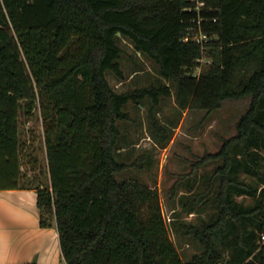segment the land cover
Returning a JSON list of instances; mask_svg holds the SVG:
<instances>
[{
  "label": "trees",
  "instance_id": "trees-1",
  "mask_svg": "<svg viewBox=\"0 0 264 264\" xmlns=\"http://www.w3.org/2000/svg\"><path fill=\"white\" fill-rule=\"evenodd\" d=\"M188 7L185 0H0V192L37 193L40 226L56 225L64 264H264V0H203L200 14ZM200 18L212 37L205 49L183 41ZM120 38L168 84L116 92L108 74L124 80ZM204 55L211 62L197 75ZM173 90L180 113L250 98L237 133L196 165L216 163L206 192L182 203L200 214L211 191L215 212L197 223L174 219L199 245L188 261L158 190L117 178L128 168L117 158L128 105L150 100L152 131L165 146L171 135L156 115ZM35 121L43 134L30 126ZM242 196L253 204L238 202Z\"/></svg>",
  "mask_w": 264,
  "mask_h": 264
},
{
  "label": "rangeland",
  "instance_id": "rangeland-1",
  "mask_svg": "<svg viewBox=\"0 0 264 264\" xmlns=\"http://www.w3.org/2000/svg\"><path fill=\"white\" fill-rule=\"evenodd\" d=\"M119 45L123 49L121 65L124 80L120 81L113 74H108L109 83L116 92L125 93L168 84L159 76L155 64L136 52L131 42L120 38ZM202 59L195 72L197 75L211 62L206 55ZM249 104L250 98L228 100L219 110L211 113L204 110L180 113L173 90L170 98L161 100L156 115L160 124L164 125L171 135L165 146H162L152 131L149 118L150 100H145L140 106L129 104L127 112L130 120L119 123L121 136L117 158L126 163L128 168L117 178L138 180L158 190L171 238L184 261L198 253L200 248L198 243L192 242L183 236L180 230H176L173 223H197L199 219L208 220L209 215L215 212L211 191L208 194L209 205L200 214H188L182 210L183 202H192L196 196L206 192L205 180L213 173L216 163L196 165L206 154L217 153L223 141L237 133V122ZM30 124L39 134H43L40 122ZM193 184V193H190L188 189ZM173 187L177 192L171 196ZM237 201L245 205L253 204L250 197H237Z\"/></svg>",
  "mask_w": 264,
  "mask_h": 264
},
{
  "label": "crops",
  "instance_id": "crops-1",
  "mask_svg": "<svg viewBox=\"0 0 264 264\" xmlns=\"http://www.w3.org/2000/svg\"><path fill=\"white\" fill-rule=\"evenodd\" d=\"M64 264L56 225L40 226L37 193L0 192V264Z\"/></svg>",
  "mask_w": 264,
  "mask_h": 264
},
{
  "label": "built area",
  "instance_id": "built-area-1",
  "mask_svg": "<svg viewBox=\"0 0 264 264\" xmlns=\"http://www.w3.org/2000/svg\"><path fill=\"white\" fill-rule=\"evenodd\" d=\"M188 4V11L190 12H197L198 14H200L201 8H202V1L203 0H185ZM195 23V21H194ZM198 23V27L196 29L192 28L190 30V33L184 38V42H195L197 44H200L202 46V49H205L207 47V44H209V42L212 40V37H210L208 34L204 33L202 31L201 28V18L198 19L197 21ZM203 59L200 60V63L202 62ZM259 244L261 246H264V228L261 231L260 235H259V240H258Z\"/></svg>",
  "mask_w": 264,
  "mask_h": 264
}]
</instances>
